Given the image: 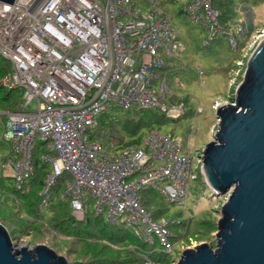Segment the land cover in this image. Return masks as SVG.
Returning a JSON list of instances; mask_svg holds the SVG:
<instances>
[{
    "label": "built area",
    "instance_id": "obj_1",
    "mask_svg": "<svg viewBox=\"0 0 264 264\" xmlns=\"http://www.w3.org/2000/svg\"><path fill=\"white\" fill-rule=\"evenodd\" d=\"M213 1L187 0L182 10L204 27L202 45L224 36L238 57L246 41L241 38L238 49L239 29L221 22ZM160 2L0 0V56L10 62L0 85L20 96L15 109H0V177L11 178L20 189L32 173L35 144L41 142L40 159L50 167L41 206L57 177L67 173L71 179L64 192L76 218L83 217L89 196L94 214L106 223L131 227L151 250L168 253L173 246L167 226L175 219H154L140 192L149 189L183 202L190 181L203 175L201 153H189L171 133L156 129L140 144L116 152L86 136L111 105L181 111V104L164 102L168 88L159 70L169 64L165 56L176 55L183 44ZM263 38L264 24L251 42ZM144 254V264H161Z\"/></svg>",
    "mask_w": 264,
    "mask_h": 264
},
{
    "label": "rangeland",
    "instance_id": "obj_2",
    "mask_svg": "<svg viewBox=\"0 0 264 264\" xmlns=\"http://www.w3.org/2000/svg\"><path fill=\"white\" fill-rule=\"evenodd\" d=\"M186 1L161 0L160 2L163 9L169 13L170 24L175 29L183 47L176 55L165 56L169 64L159 70L160 77L165 78L168 92L171 91L169 95L175 94L177 98L185 102L186 115L179 119L167 118L155 126V129L161 133H172L174 137L180 139L179 141L186 151L194 153L196 150L197 154L201 153L204 144L213 138V133L217 128L215 114L217 104L222 105L230 102L235 93L234 89L243 78L247 58L259 43V41L253 43L251 41L255 31L264 24V0H227L229 8L226 6L225 10L227 8L230 14V20H228L233 29L236 27L239 29L240 39L235 33L237 40L239 39L237 47L239 49L243 40L246 41L245 45L247 44L243 51L240 50L238 57V50L229 49L223 36L214 40L209 46L201 45L205 29L200 23L190 21L183 12L182 6ZM233 63H235V67H233ZM166 101L169 102V98ZM168 102L165 104L171 105ZM198 110L201 112L197 113ZM177 114H168L167 112V115L172 117ZM92 129V127L87 128V138L91 141H99L109 152H114L116 146L119 145L120 136L114 130L108 134H104V130H100L98 140L92 136ZM5 180L12 185L11 178L7 177ZM210 190L204 176L198 174L196 179L190 181L189 194L183 202H171L153 191L149 193L153 197L149 209L160 211L158 216L181 222L188 221L191 214L192 223L195 221L197 223V220L201 218H208L210 213L208 209H210L211 216L217 220L220 217L219 207L224 200V195L214 193L219 196L216 199L214 195L210 194ZM7 201H9L8 198H5L4 202L0 204V223L6 227L15 247L19 248L25 245L28 249H32L37 243H45L57 254L64 255L68 262L74 261L72 264H91L88 262L91 261L93 251L86 253L84 248L80 251L81 248L79 249L74 242L70 239L67 240L66 236H56L54 230L48 226L42 227L41 231L36 229L34 234L26 236L13 229L14 210L21 209V206L17 200L11 205H8ZM93 204V199L86 196L84 199L85 213L91 216L94 214ZM167 227L169 231L176 234H182L184 230L183 226L174 227L169 224ZM199 227L203 231L205 226L201 224ZM196 228L199 230L197 224ZM216 240V230L212 231L210 236L204 237L199 233H193L186 237L182 236L177 241L171 239L173 250L164 254L171 257L168 264H176L183 249H194L195 245L203 241L214 247ZM76 260L80 262H75Z\"/></svg>",
    "mask_w": 264,
    "mask_h": 264
},
{
    "label": "water",
    "instance_id": "obj_3",
    "mask_svg": "<svg viewBox=\"0 0 264 264\" xmlns=\"http://www.w3.org/2000/svg\"><path fill=\"white\" fill-rule=\"evenodd\" d=\"M231 100L217 106V128L201 151L205 182L224 195L215 246L203 241L185 248L176 264H264V38L247 58ZM0 264L68 261L45 243L15 247L0 223Z\"/></svg>",
    "mask_w": 264,
    "mask_h": 264
},
{
    "label": "trees",
    "instance_id": "obj_4",
    "mask_svg": "<svg viewBox=\"0 0 264 264\" xmlns=\"http://www.w3.org/2000/svg\"><path fill=\"white\" fill-rule=\"evenodd\" d=\"M227 4V0H214L212 2V5L221 13V22L231 25L229 22L230 14L227 8L225 10V7H228ZM238 37L240 39L239 34ZM213 41L208 45H201L209 46ZM233 67H235V63H233ZM9 70L10 62L0 56V77ZM170 92L166 94L165 102L167 103L168 101L166 100L169 98L168 104L181 103V111L176 116L167 115L166 110H160L159 107L134 105L129 108H122L111 105L99 114L97 122L91 130L92 136L94 139L99 140L100 130H104V134H108L114 130L120 136L119 145L116 146L114 152L127 146L140 144L143 136L155 129V126L159 123L167 118L179 119L186 115L185 102L177 98L175 94L169 95ZM19 99L20 96L16 89H8L0 85L1 110L15 109L19 103ZM115 111L117 113H114ZM199 112L201 110L197 111V113ZM44 151L41 142H37L33 153L32 173L23 181L20 189H16L5 178L0 177V204L4 202L5 198L9 200L7 201L8 205H11L16 200L20 202L21 209H15V219L12 220L13 222L10 220L14 225L13 229L26 236L34 234L36 229L41 231L42 227L48 226L54 230L56 236H66L67 240L70 239L74 242L79 249L81 248L80 251L83 248L86 253L93 251L91 261L88 262L91 264H144V253L157 263L168 264L170 262L171 257H168L161 251L151 250V247L146 245L141 236L135 233L131 227L124 226L121 223H106L100 215L93 214L91 216L85 213V208L83 217L81 219L76 218L71 213L70 200L64 192L66 183L71 179L67 173H63L57 177L51 187L47 202L41 206L43 178L50 168L48 164L42 162L40 159L39 153ZM150 192H153V190L146 189L140 192L141 204L148 209L153 200V197L149 194ZM209 192L216 199L219 198L212 190ZM208 210L210 212L208 218L198 219L197 223L196 221L191 222V214L188 217V221L181 222L175 220L173 223H169L174 227L183 226L184 228L182 234H176L170 230V242L171 239L177 241L180 237L193 235V233H199L203 237L210 236L212 231L216 230V219L211 216V210ZM159 214L160 211H151V216L154 219L162 218L161 215L158 216ZM196 224L199 230H196ZM201 224L205 226L203 231L199 227ZM75 262L80 261L76 260ZM72 263L74 261L68 262V264Z\"/></svg>",
    "mask_w": 264,
    "mask_h": 264
}]
</instances>
